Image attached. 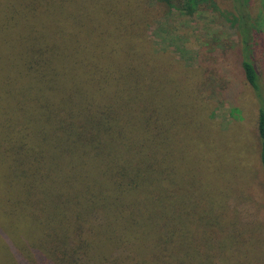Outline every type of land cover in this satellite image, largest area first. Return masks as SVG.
Returning a JSON list of instances; mask_svg holds the SVG:
<instances>
[{"label": "trees", "instance_id": "1", "mask_svg": "<svg viewBox=\"0 0 264 264\" xmlns=\"http://www.w3.org/2000/svg\"><path fill=\"white\" fill-rule=\"evenodd\" d=\"M221 1L0 0V264H264L261 28ZM211 6L256 105L248 163L211 137L203 72L147 34Z\"/></svg>", "mask_w": 264, "mask_h": 264}, {"label": "rangeland", "instance_id": "2", "mask_svg": "<svg viewBox=\"0 0 264 264\" xmlns=\"http://www.w3.org/2000/svg\"><path fill=\"white\" fill-rule=\"evenodd\" d=\"M250 4L251 14L261 28L253 58L264 87V0H250ZM228 6V0L219 4L221 9ZM217 9L211 6L191 15L168 12L154 19L147 34L155 48L169 49L177 59L188 66H198L203 72L201 88L212 103L215 126L211 137L221 147L226 144L232 152L244 155L243 160L248 163L253 156L249 139L255 128L256 105L243 82L236 30Z\"/></svg>", "mask_w": 264, "mask_h": 264}]
</instances>
